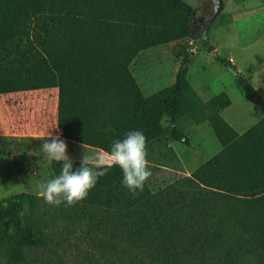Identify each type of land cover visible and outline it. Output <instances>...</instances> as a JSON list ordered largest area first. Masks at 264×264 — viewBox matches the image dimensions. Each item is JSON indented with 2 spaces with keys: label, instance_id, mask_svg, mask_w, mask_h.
Instances as JSON below:
<instances>
[{
  "label": "trees",
  "instance_id": "obj_1",
  "mask_svg": "<svg viewBox=\"0 0 264 264\" xmlns=\"http://www.w3.org/2000/svg\"><path fill=\"white\" fill-rule=\"evenodd\" d=\"M194 11L184 0H0V94L57 87L64 138L104 152L132 130L147 144L165 135L186 141L178 121L188 115L208 121L222 145L157 191L146 182L132 194L114 165L73 206L31 193L1 201L0 264H23L26 247L61 245L66 239L56 237L77 229L91 264H264V116L239 133L220 114L228 94L204 101L192 86L191 52H179L175 83L148 95L131 70L145 49L198 38ZM234 72L264 109L263 96Z\"/></svg>",
  "mask_w": 264,
  "mask_h": 264
},
{
  "label": "rangeland",
  "instance_id": "obj_2",
  "mask_svg": "<svg viewBox=\"0 0 264 264\" xmlns=\"http://www.w3.org/2000/svg\"><path fill=\"white\" fill-rule=\"evenodd\" d=\"M194 7V31L198 38H187L182 41L158 45L140 52L131 64V70L145 94L164 89L175 83L177 70L182 62L180 51L191 52L189 63V80L200 97L207 101L222 92H226L231 104L220 114L239 133H243L256 124L264 112L260 106L248 100L236 80L234 68L246 77L264 98V0H225V8L210 23L213 13L212 0H184ZM183 56V55H182ZM235 65H226L217 57ZM184 58V57H183ZM2 96L20 93H5ZM165 125L169 124L167 116ZM178 124L184 131L186 141H172L170 145L165 135L147 144L152 176L147 181L153 191H157L179 177L190 175L206 160L218 153L221 142L208 121L193 122L190 116H183ZM81 147V146H80ZM68 154L73 159L80 158L82 150ZM2 155V153H0ZM0 155V202L20 194L25 190V182H35L31 189H40V185L53 178L50 163L39 162L38 174L30 177L26 171L23 157L13 160ZM38 188H33L34 186ZM32 195H39L31 193ZM28 209V208H27ZM26 210L25 212H27ZM63 225V223H59ZM61 245L49 244L40 247H26V261L23 264H91L86 258L90 249L88 239L80 229L75 233H64L56 239ZM0 251H2L0 249ZM2 253L0 252V255Z\"/></svg>",
  "mask_w": 264,
  "mask_h": 264
},
{
  "label": "clouds",
  "instance_id": "obj_3",
  "mask_svg": "<svg viewBox=\"0 0 264 264\" xmlns=\"http://www.w3.org/2000/svg\"><path fill=\"white\" fill-rule=\"evenodd\" d=\"M111 131V129H106ZM67 143L60 135H49L42 144L49 163L60 165V173L41 184L40 196L49 205L73 206L85 200L99 178L105 176L112 166L123 172V184L132 193L143 192L145 183L152 176L147 159L146 136L142 131L132 130L123 139H116L110 151L82 155L79 166L68 155Z\"/></svg>",
  "mask_w": 264,
  "mask_h": 264
},
{
  "label": "crops",
  "instance_id": "obj_4",
  "mask_svg": "<svg viewBox=\"0 0 264 264\" xmlns=\"http://www.w3.org/2000/svg\"><path fill=\"white\" fill-rule=\"evenodd\" d=\"M230 58L233 57L230 56ZM231 64L235 65V59ZM237 70L240 72L239 69ZM16 93H20V97L0 94V153H2L0 155L8 157V161L13 160V162L23 157L27 165L26 171L29 170V174H32L29 175L30 177L38 174V170L41 169L39 162L48 160L43 152L42 144L51 134H58L65 140L68 154H71L72 148H75L74 151L82 150L83 153L78 157H82L83 154L93 155L104 152L96 147L63 137L62 128L58 124L59 89L57 87ZM162 137L165 138V136ZM172 141L167 140L170 145ZM74 160H80V158H74ZM13 169H18L16 163ZM49 169L52 175L51 163ZM187 174L191 172L188 171ZM24 184L25 190L21 193L40 194V189H37L36 185L33 188L37 190L31 189L35 182L27 181Z\"/></svg>",
  "mask_w": 264,
  "mask_h": 264
},
{
  "label": "water",
  "instance_id": "obj_5",
  "mask_svg": "<svg viewBox=\"0 0 264 264\" xmlns=\"http://www.w3.org/2000/svg\"><path fill=\"white\" fill-rule=\"evenodd\" d=\"M212 1H213L214 11L209 17L210 23L213 22L216 19V17L220 15V13L223 11L225 7V0H212ZM226 65L228 64L226 63Z\"/></svg>",
  "mask_w": 264,
  "mask_h": 264
},
{
  "label": "built area",
  "instance_id": "obj_6",
  "mask_svg": "<svg viewBox=\"0 0 264 264\" xmlns=\"http://www.w3.org/2000/svg\"><path fill=\"white\" fill-rule=\"evenodd\" d=\"M234 61V59L233 58H230V62L232 63Z\"/></svg>",
  "mask_w": 264,
  "mask_h": 264
}]
</instances>
